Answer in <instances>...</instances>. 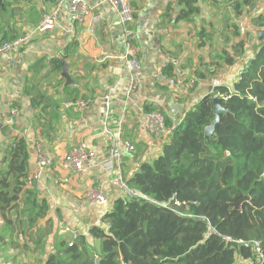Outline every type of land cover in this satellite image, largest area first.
Masks as SVG:
<instances>
[{
  "label": "crops",
  "instance_id": "0c3cea01",
  "mask_svg": "<svg viewBox=\"0 0 264 264\" xmlns=\"http://www.w3.org/2000/svg\"><path fill=\"white\" fill-rule=\"evenodd\" d=\"M84 1L88 7L84 22H74L62 12L51 30L37 34L14 53L11 63L1 66L0 170L6 169L11 157L24 153L28 180L24 188L33 190L41 210L29 225V204L22 193L17 207L5 211L0 207V264H44L60 241L75 242V234L76 241L85 238L98 246L91 230H107L104 217L123 196L111 181L115 164L107 151L118 140L104 132V93L113 95L112 116L123 126L120 137L134 146L119 163L127 180L143 163L159 156L166 142L143 127L147 102L159 103L169 120L178 121L217 87L231 91L258 50L257 34L264 29L255 24L264 14V0H129L134 8L133 44L141 63L131 73L125 68L117 15L102 0ZM55 2L1 0L0 42L33 28ZM185 12H190L187 18H179ZM238 42H243L242 54L233 64H225V54L232 56ZM61 59L73 85L59 78L61 66L53 67V60ZM166 68L175 78L196 73L203 77L195 76L192 88L177 86L167 83ZM133 78L138 88L129 100L123 94ZM71 99L87 104L64 109L62 102ZM81 142L90 156L83 170L76 172L65 163V156ZM37 143L51 161L38 185L32 177ZM98 182L107 201L90 204L85 191ZM236 264L246 263L239 259Z\"/></svg>",
  "mask_w": 264,
  "mask_h": 264
},
{
  "label": "trees",
  "instance_id": "16d2710c",
  "mask_svg": "<svg viewBox=\"0 0 264 264\" xmlns=\"http://www.w3.org/2000/svg\"><path fill=\"white\" fill-rule=\"evenodd\" d=\"M255 24L264 27V14ZM258 39L233 89L214 91L226 98L228 112L209 139L212 149L203 133L214 118L213 93L184 115L162 153L127 179L135 195L113 203L104 217L106 231L91 230L98 246L85 238L71 245L62 240L44 264H256V254L237 240L259 241L264 250V29ZM242 46L238 42L232 56L225 54L224 63L233 64ZM52 64L61 66L59 60ZM163 72L171 77L167 68ZM26 165L22 153L0 170V207H17L22 193L32 225L41 207L33 190L24 188Z\"/></svg>",
  "mask_w": 264,
  "mask_h": 264
},
{
  "label": "built area",
  "instance_id": "2783aa9c",
  "mask_svg": "<svg viewBox=\"0 0 264 264\" xmlns=\"http://www.w3.org/2000/svg\"><path fill=\"white\" fill-rule=\"evenodd\" d=\"M103 3L108 5L111 10L117 15L118 22L122 29L124 38V48L125 56L124 63L125 68L128 72H136L141 68V63L138 58V52L134 47L135 33L131 28L134 21V8L129 0H102ZM64 12L67 16L74 22H84L88 15V7L84 0H56V2L51 6L47 13L44 14L41 21L36 24L33 28L27 30L26 32L19 34L11 39L3 40L0 42V83H1V66L3 64L11 63L13 60L14 53L23 48L24 45L30 43L37 34H44L45 32L51 30L57 23V17ZM260 35V33H259ZM167 83L186 86L192 88L196 82V77L194 75L189 78L183 77H168ZM138 88V80L133 78L130 82L127 90L124 92L125 98L131 100L133 94ZM113 95L110 93H104L102 95L103 105H104V120L103 128L104 132L111 136V138H116L118 142L114 143L107 151L108 157L114 161V174L111 176V181L120 190H122V197H131L135 195V191L128 185L127 180L123 176L119 163L121 158L125 154H129L134 150V146L127 141L122 139L120 136L123 131L122 122L120 120H115L112 116V101ZM87 104L85 100L82 99H71L62 102L64 109H79ZM148 110L145 112L143 127L144 129L158 138L168 139L177 125L181 120H170L166 119V114L163 111L162 106L154 101L147 102ZM16 108L13 109L12 115L15 114ZM2 120V109H1V94H0V122ZM121 144V147H119ZM37 150V169L33 173V181L38 185L44 174L47 166L50 165V158L43 151L41 144H36ZM90 156V152L86 145L81 142L74 145L65 156V163L71 167L76 172H81L83 170L84 161ZM85 199L90 204H103L107 201L106 194L103 186L98 182L94 186L88 188L85 191ZM212 229L208 227V232ZM226 241H230L229 237H224ZM72 243V242H71ZM69 243V245H71ZM237 243H241L256 254V264H262L264 261V250L259 241L244 242L242 240H237Z\"/></svg>",
  "mask_w": 264,
  "mask_h": 264
},
{
  "label": "water",
  "instance_id": "95a60500",
  "mask_svg": "<svg viewBox=\"0 0 264 264\" xmlns=\"http://www.w3.org/2000/svg\"><path fill=\"white\" fill-rule=\"evenodd\" d=\"M0 2H1V0H0ZM60 64L62 67V71L60 73L59 78L65 79V84L73 85L74 83H73L70 75L68 74L67 64L62 59L60 60ZM225 101H226V98L223 97L222 95H219V94H215L211 98L212 112H213L214 118H213L212 122L204 128V133H203L205 145L211 149H212V147L210 146L209 139L211 137L215 136V134L217 132V128L219 127V125L222 122L223 116L228 112V109L224 106ZM77 237H78L77 234H75L74 241H76ZM96 262H99L98 259L96 260Z\"/></svg>",
  "mask_w": 264,
  "mask_h": 264
},
{
  "label": "rangeland",
  "instance_id": "374dc122",
  "mask_svg": "<svg viewBox=\"0 0 264 264\" xmlns=\"http://www.w3.org/2000/svg\"><path fill=\"white\" fill-rule=\"evenodd\" d=\"M259 34H257V37H258Z\"/></svg>",
  "mask_w": 264,
  "mask_h": 264
}]
</instances>
